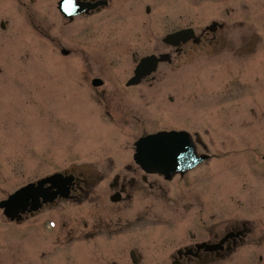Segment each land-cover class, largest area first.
Returning a JSON list of instances; mask_svg holds the SVG:
<instances>
[{
    "label": "flooded vegetation",
    "instance_id": "1",
    "mask_svg": "<svg viewBox=\"0 0 264 264\" xmlns=\"http://www.w3.org/2000/svg\"><path fill=\"white\" fill-rule=\"evenodd\" d=\"M19 1L27 5L26 1ZM60 1L57 0V3ZM75 2L83 10L72 19L61 13L55 24L62 32L64 28L70 31L68 28L71 27V31L78 34L68 56L78 58L81 65L79 63L72 69H79L80 74H99L96 77L101 79L100 85L93 83V77L86 82V86L92 91L94 101L101 106V117L111 124L103 127V130L109 131L110 136L114 137L112 142L118 144L119 140L122 141L124 136L129 135L128 126L137 125L136 122L143 116L137 104L138 100L145 98V92L140 87L153 86L154 82L161 80L160 73L167 74L162 69H168L170 73L198 63L204 71L209 68L212 73L226 76L218 84L217 90L221 88V91L215 94V99L214 94L207 90V106H221L230 96H234L237 102L243 98L250 105L254 104L244 119L248 122L259 119L257 111L264 109V69H257L264 64V50H257V42L258 38L262 40L258 32L264 31V16L261 18L257 9L264 8V0ZM16 3L17 0H12V6ZM32 3L37 4V0ZM48 8L45 2L44 9ZM30 15L34 19L35 14ZM117 20L122 21L121 26L111 30L109 37L100 33V38H97L93 32L88 33L96 28L101 31L103 25L109 28L111 21ZM43 22L50 24L47 20ZM124 23L133 26L136 32H127ZM42 25L41 32L47 36L53 25L47 28ZM184 29L192 30L189 38L177 43L167 41L170 34ZM58 37L61 38L60 35ZM144 38L152 49L146 54H142L139 49ZM63 47L60 44V48ZM148 55H165V61L160 62L154 75L139 84L129 85L128 80L133 76L137 64ZM125 56H130L134 63L131 77L127 81L124 78L115 81L112 75L108 77L109 74H118L117 66L124 63ZM170 100L173 98L170 97ZM238 114L239 111L233 116ZM121 141L104 150L111 155L108 166L120 169L114 174L115 179L109 181L105 175L98 177L88 172H76L73 165L62 170V192L53 194L59 189L51 183L42 187L46 198L41 197L38 209L31 210L29 206L19 218L8 217L0 209V264H79L86 262L83 256L89 257L90 264H141L144 254L139 249L145 238L142 240V236H134L145 231L148 232L147 236L163 233L166 239L171 240L170 245L161 254L162 250L159 252V264H225L230 260L233 264H264V188L260 185L255 188L253 177H248L249 189H243L244 195L252 196L243 201L254 207L244 213L253 212V217L242 216L243 210L239 207L242 197L237 200L233 217L209 225L197 221L194 224L192 199L185 198L184 203H179L181 199L178 197L174 207L179 209L171 214L157 210L163 204L161 200L158 204L150 205L152 215L150 212L145 214L143 209L129 211L135 193L146 194L149 189L159 195L161 188L156 183L158 180H153L152 176H160L146 174L128 155L131 151L124 153L129 148L126 146L128 149H124ZM205 149L209 152L207 147ZM256 159L264 168V153L257 154ZM260 174L263 177L264 169ZM251 175H256L255 169ZM184 176L181 175V179ZM102 183L103 189L94 193L95 188ZM113 194L119 199L114 200ZM236 197H240V191ZM87 198H90L91 207L81 211L80 207L88 203H85ZM169 201L173 202L172 199ZM219 206L220 203L217 208ZM181 208H187V211L183 213ZM208 208L206 203L202 212L207 215L201 216L199 221L204 222L216 216V213L208 216L212 212H208ZM146 217H152L155 224H164V228L155 226L144 231L134 225ZM159 237L148 238L147 244ZM160 245L163 249L164 240ZM8 256L9 262L6 260Z\"/></svg>",
    "mask_w": 264,
    "mask_h": 264
},
{
    "label": "rangeland",
    "instance_id": "2",
    "mask_svg": "<svg viewBox=\"0 0 264 264\" xmlns=\"http://www.w3.org/2000/svg\"><path fill=\"white\" fill-rule=\"evenodd\" d=\"M22 1H26L27 5L17 0L12 6V0H0V23L3 19L7 20L5 30L0 25V199L30 181L73 165L76 172H88L98 177L105 175L110 180L120 169L108 166L111 155L104 150L117 143L112 142L114 137L109 131L103 130L111 124L101 117V106L94 101L92 91L86 86V82L99 74H80L79 69H72L80 63L78 58L65 57L61 53L60 44L72 50V42L78 34L71 31V27L68 28L70 31L64 28L62 32L55 24L59 14L57 0H37V4H32L31 0ZM45 1L48 10L44 9ZM257 10L263 18L264 8ZM30 13L35 14V20ZM43 20L50 24H45ZM41 23L43 28L53 25L47 36L41 32ZM121 23L120 20L111 21L109 28L103 25L101 31L96 28L88 33L93 32L97 38H100V33L109 37L110 31L120 28ZM126 27L127 32H136L133 26L124 23ZM258 35L262 40L258 38L257 50H264V31L260 30ZM139 49L142 54L152 50L145 38ZM133 65L130 56H125L124 63L117 66L118 74H109L108 77L112 75L115 81L120 78L127 81L133 74ZM261 69H264V64L257 71ZM161 71L167 73H160L161 80L154 82L153 86L140 87L145 92V98L138 100L137 104L143 116L136 122L137 125L128 126L129 135L119 140L124 149L129 148L124 153L131 151L128 155L133 158L134 143L146 132L175 128L189 131L194 140L197 133L198 151L202 153L207 147L212 157L188 171L177 183L152 176L153 180H158H155L156 183L163 185L159 195L156 192L152 200L151 195L134 192L129 211L143 209L145 213L151 212L148 207L161 200L163 204L157 210L171 214L179 209L174 207L178 197L181 199L179 203H184L185 198L192 199L194 224L197 221L209 225L233 217L237 200L242 197L239 205L243 210L242 216L253 217V212L244 213L254 207L245 204L248 196H252L244 195L243 189H249L248 177H253L255 188L259 185L264 188V175L260 174L263 164L256 159L257 154L264 153V109L257 111L259 119L248 122L244 118L254 104L250 105L243 98L237 102L234 96H230L221 106H207V90L214 94L215 99V94L221 91V88L217 90L218 84L226 76L212 73L209 68L204 71L199 63L170 73L168 69ZM238 111L240 114L233 116ZM253 169L256 175L249 176ZM103 187L102 183L94 193ZM238 191L239 198L236 197ZM87 199L84 201L88 203L80 207L81 211L90 209V198ZM206 203L209 205L208 212L212 211L208 216L211 213H216V216L202 222L199 219L207 215L202 212ZM181 211L185 213L187 208H181ZM146 229L143 228L144 231ZM145 232L134 236H142V240L145 238L139 249L144 254L141 264H159V252L162 250L161 254L171 240L166 239L162 232L155 236H147ZM157 236L160 237L156 241L150 240L147 244L148 238ZM163 240L162 249L160 244ZM82 258L86 262L79 264H90L89 257ZM6 260L9 262V256ZM225 264L233 262L230 260Z\"/></svg>",
    "mask_w": 264,
    "mask_h": 264
},
{
    "label": "water",
    "instance_id": "3",
    "mask_svg": "<svg viewBox=\"0 0 264 264\" xmlns=\"http://www.w3.org/2000/svg\"><path fill=\"white\" fill-rule=\"evenodd\" d=\"M73 0H63V11L71 16L76 14V8ZM187 31L180 32L170 36L167 40L174 41L184 38ZM158 65V60L155 56L144 58L136 69V75L130 83H136L142 80L143 77L152 73ZM138 153L136 155L138 162L149 170H160L165 172L174 171L175 169L184 168L190 164L195 157L194 149L190 143L188 134L184 133H159L151 135L140 141L138 145ZM202 159H199V161ZM197 162V161H193ZM192 162V163H193ZM193 166V165H191ZM29 187L25 188L13 196L6 205H19L28 199L30 192H33Z\"/></svg>",
    "mask_w": 264,
    "mask_h": 264
}]
</instances>
